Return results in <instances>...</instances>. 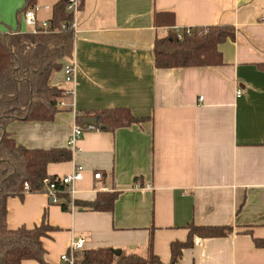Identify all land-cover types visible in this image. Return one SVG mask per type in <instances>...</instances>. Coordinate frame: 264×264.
Instances as JSON below:
<instances>
[{
    "label": "crops",
    "instance_id": "crops-1",
    "mask_svg": "<svg viewBox=\"0 0 264 264\" xmlns=\"http://www.w3.org/2000/svg\"><path fill=\"white\" fill-rule=\"evenodd\" d=\"M58 0H37L38 23ZM23 0H0V32H32L16 12ZM172 25L156 26L154 13ZM164 18V17H161ZM167 18V17H166ZM264 0H82L73 36L77 64L75 112L127 108L138 123L105 131L83 128L72 159L47 165L49 175L83 166L77 204L98 191H118L111 212L62 210L43 192L9 197L7 225L33 227L44 211L56 229L42 238L46 261L60 263L73 239L170 261L172 241L187 225H229L221 237H195L180 264H264ZM230 25L219 44L222 64L156 68L154 40L174 29ZM71 57L64 59L70 62ZM72 89L62 69L50 77ZM59 108V107H58ZM74 120L69 105L51 121H13L7 131L28 148L67 147ZM99 172L100 177L94 178ZM21 264H39L26 259Z\"/></svg>",
    "mask_w": 264,
    "mask_h": 264
},
{
    "label": "trees",
    "instance_id": "trees-1",
    "mask_svg": "<svg viewBox=\"0 0 264 264\" xmlns=\"http://www.w3.org/2000/svg\"><path fill=\"white\" fill-rule=\"evenodd\" d=\"M37 0H23L17 10L20 14L33 7ZM68 0H58L52 8V17L43 31L21 32L10 30L0 32V264H21L31 259L39 264L46 261L42 238L56 228L50 225L44 211L41 222L33 227L21 225L9 228L7 206L9 197L20 199L26 192L44 193L43 180L54 182L61 199L62 210H67L69 196L63 193V186L57 175L47 173V165L72 159V152L60 148H28L18 144L7 131L13 121H51L58 113V98L62 90L50 84V77L62 69L64 59L73 51V31L69 24L73 14L66 10ZM78 7L81 9L82 0ZM164 17V18H161ZM167 17V18H166ZM156 26L172 25V14L154 13ZM189 34L182 30L181 38L175 32L156 36L154 40V65L156 68H182L190 66H217L222 64L219 44L233 39L235 30L230 25L195 26ZM95 117L96 126L83 123L84 118ZM143 118L135 117L127 108L103 109L77 113L76 121L82 128H98L113 131L116 128L138 123ZM27 182L29 188L24 189ZM118 191H98L95 198L82 201L80 208L91 211L111 212ZM78 202V201H77ZM185 241L175 240L169 245L170 261L162 262L153 251L152 232L146 253L121 251L119 255L107 246L84 248L73 255V264H180L182 251L193 245L194 238L226 236L232 231L229 225H187ZM256 247L264 248V238H253Z\"/></svg>",
    "mask_w": 264,
    "mask_h": 264
},
{
    "label": "built area",
    "instance_id": "built-area-1",
    "mask_svg": "<svg viewBox=\"0 0 264 264\" xmlns=\"http://www.w3.org/2000/svg\"><path fill=\"white\" fill-rule=\"evenodd\" d=\"M78 5H79V0H68V4L66 6V10L73 14V18L69 24V28H71L73 31V36L76 34L78 30L77 15L80 10ZM35 10H36V5L24 11V21L26 25L32 28V32L43 31L48 26V21H42L41 23H38L35 17ZM262 20L264 21V18ZM182 30H184L186 34H189L190 32L189 28H183V29L175 28L174 32L178 38L182 37V34H183ZM73 55H71L70 62L63 64L62 66V72H63L65 81L67 83L72 84L73 87L72 89L63 90L57 102V106L59 108H63L69 105L70 109L73 111V114H74L72 128H71L70 134L67 139V147L68 149L71 150L72 156H73V152L78 148L77 143L79 139L81 138L83 134V130H84L81 127V125L78 124V122L76 121L77 112H75L73 100L70 102V104L67 105V103L62 99V97L65 95H69L73 99L74 93H75L74 87L76 84L77 64H76V61ZM82 175H83V166L80 164H76L70 173L63 174L57 177V179H59V182L63 186L61 191L63 193H66L69 196V200L67 202V207H68L67 210L70 212H73L78 208L76 183L82 179ZM99 177H100L99 172L94 173V178H99ZM43 184H44V187H43L44 193H46L50 197V200L53 203L59 205L61 203V199L57 195L58 194L57 191L59 190H57L54 182L50 181L48 178H45L43 180ZM28 188H29V185L27 182H25L24 189L27 190ZM81 249H84V239L83 238L73 239L70 242L68 251L61 254L60 261L63 263L73 264L74 253Z\"/></svg>",
    "mask_w": 264,
    "mask_h": 264
},
{
    "label": "water",
    "instance_id": "water-1",
    "mask_svg": "<svg viewBox=\"0 0 264 264\" xmlns=\"http://www.w3.org/2000/svg\"><path fill=\"white\" fill-rule=\"evenodd\" d=\"M83 123L88 126H96L97 125V119L95 117L90 118H84ZM114 253L116 255H119L121 253L120 249H114Z\"/></svg>",
    "mask_w": 264,
    "mask_h": 264
}]
</instances>
